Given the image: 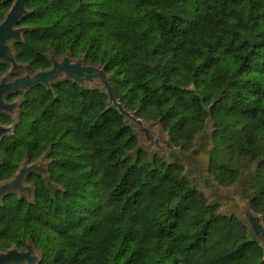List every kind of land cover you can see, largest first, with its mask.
Returning <instances> with one entry per match:
<instances>
[{"label":"trees","instance_id":"obj_1","mask_svg":"<svg viewBox=\"0 0 264 264\" xmlns=\"http://www.w3.org/2000/svg\"><path fill=\"white\" fill-rule=\"evenodd\" d=\"M27 9L20 23L38 29L15 45L18 61L34 71L50 51L84 54L105 66L122 104L158 120L186 153L209 120L208 174L229 187L252 168L250 204L264 222V0H28ZM51 87L21 94L15 135L0 140V180L49 148L59 189L51 195L30 173L32 203L4 196L0 250L29 239L39 264H264L245 225L209 205L181 165L128 155L138 138L98 88Z\"/></svg>","mask_w":264,"mask_h":264},{"label":"water","instance_id":"obj_2","mask_svg":"<svg viewBox=\"0 0 264 264\" xmlns=\"http://www.w3.org/2000/svg\"><path fill=\"white\" fill-rule=\"evenodd\" d=\"M0 1L4 3L9 0ZM27 1L12 0L11 6L0 19V62L10 65L9 72L24 71L23 75L9 82H6L8 73L0 78V112L9 113L16 106V100L12 103L4 101L3 97L8 93L17 90L27 92L37 85H42L51 92H53L52 84L65 81H71L87 89L98 88L106 97V110H116L123 117L124 124L130 127L133 134L138 138V143L128 155L134 157L137 151L144 150L148 154L149 161H152L156 156L169 165H181L185 174H195L196 177L207 174L208 176L203 179L202 185L210 187L208 194H203L208 204L212 206L222 204L221 212L228 216H235L243 223L247 229V238L257 242L263 248L264 258L263 217L254 212L250 204L253 197L249 187L252 168L242 170L235 183L229 187H221L216 184L207 170V155L211 147L209 120L206 122L204 130L195 138L193 147L186 153L181 148L174 146L168 134L160 127L158 120L139 118L135 111L129 110L122 104L114 93L105 66L87 61L84 54L73 58L69 52L57 56L54 51H50L46 54L49 67L28 73V65L16 59L14 46L10 43H22L24 33L38 29V26H15L26 15L30 14L27 9ZM15 118L16 113L13 115V119ZM12 126L0 125V137L4 132L10 134L9 130ZM49 151L48 148L32 162H28V156L24 155L11 177L0 181V205L4 196L9 194H15L18 199L24 198L28 203H32L34 186L26 182V177L30 173L42 178L51 195L56 189H59L58 185L50 181L48 175L46 158ZM223 204H225V208ZM40 260V252L29 239L23 240L20 248L11 246L0 250V264H39Z\"/></svg>","mask_w":264,"mask_h":264},{"label":"flooded vegetation","instance_id":"obj_3","mask_svg":"<svg viewBox=\"0 0 264 264\" xmlns=\"http://www.w3.org/2000/svg\"><path fill=\"white\" fill-rule=\"evenodd\" d=\"M1 4L7 6L5 11L3 12L2 16H0V19L3 18L5 12L9 9V7L11 6V3H12V0H9V1H5L4 3H2L0 1ZM19 25H25V24H21V23H18L16 24L15 26H19ZM12 46H14V50H15V45L14 42H10ZM9 43V44H10ZM16 52V51H15ZM16 56V54H15ZM17 59V58H16ZM47 59V58H46ZM18 60V59H17ZM48 61V60H47ZM20 62V61H19ZM23 63V62H22ZM49 63V62H48ZM26 64V63H25ZM0 66L3 68L2 71H0V78L5 75L6 73H8L7 77H6V82H9L11 80H13L14 78L18 77V76H21L24 74V71H17V72H9L10 70V65L7 64V63H3V62H0ZM49 67V66H48ZM47 67V68H48ZM46 69V68H45ZM27 72L31 73L32 71L29 70V67L27 68ZM53 85V84H52ZM51 85V86H52ZM38 86V85H37ZM35 87V86H34ZM33 88V87H32ZM32 88H30L27 92L26 91H22V90H17L15 92H10L8 93L6 96L3 97L4 101L7 102V103H12L14 102L15 100L17 101L16 103V106L15 108H12L11 109V112L9 113H5V112H0V117H3L4 119L3 120H0V125H4V126H10V125H13L11 130L10 131V134L9 133H6L4 132L3 134H1V137H0V140H3L7 137H13L15 135V130H16V126H17V120H18V114H19V107H20V104H21V100H22V96L21 94H26L28 93ZM51 92V91H50ZM16 113V118L13 119V115L14 113ZM13 113V114H12ZM24 157V156H23ZM22 157V158H23ZM22 160V159H21ZM20 160V161H21ZM28 162H29V159H28ZM32 162V161H31ZM2 163V160L0 159V165ZM20 163V162H19ZM18 163V164H19ZM18 166V165H17ZM17 169V168H16ZM11 177V176H10ZM5 180V179H4ZM1 181V180H0ZM17 197V196H16Z\"/></svg>","mask_w":264,"mask_h":264},{"label":"rangeland","instance_id":"obj_4","mask_svg":"<svg viewBox=\"0 0 264 264\" xmlns=\"http://www.w3.org/2000/svg\"><path fill=\"white\" fill-rule=\"evenodd\" d=\"M207 176H208L207 174L203 175L202 177H196L195 174H191L190 176L193 184H195L200 189V191L205 195H207L208 191L210 190V187L208 185L206 187L202 185L203 179ZM223 207L225 208V204H223Z\"/></svg>","mask_w":264,"mask_h":264}]
</instances>
